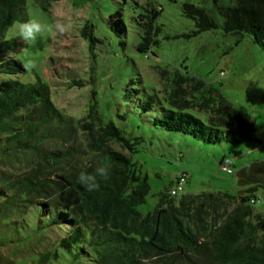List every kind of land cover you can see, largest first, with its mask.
<instances>
[{
	"label": "trees",
	"instance_id": "16d2710c",
	"mask_svg": "<svg viewBox=\"0 0 264 264\" xmlns=\"http://www.w3.org/2000/svg\"><path fill=\"white\" fill-rule=\"evenodd\" d=\"M211 1L210 9L182 4L193 33L219 26L225 34L249 35L264 51V0ZM24 2L0 0V264H264V215L254 218V202H249L264 187L248 183L239 190L254 189L178 196L163 191L151 211L137 210L149 189L146 174L131 159L142 136L106 118L93 87L84 114L74 117L53 102L39 74L33 81L21 80L26 70L11 54L16 42L8 41L5 31L15 19H25ZM156 13L149 19L137 14L138 53L147 54L157 42L158 28L151 20ZM106 21L121 49V10ZM80 35L88 41L89 72L75 74L68 85L84 87L94 82L101 39L89 20ZM158 69L165 87L161 91L148 92L134 68L122 80L115 76L122 82L116 88L110 78V103L117 117L132 115L135 108L138 118H146L145 134L170 139L167 132L178 133L188 144L186 136L191 143L213 145L253 139V121L227 104L217 87L187 71ZM117 72L122 77V69ZM85 145L98 153L90 161L83 159ZM261 161L241 165L235 173ZM97 166L110 168L109 179L98 177L99 188L86 191L78 174L93 173Z\"/></svg>",
	"mask_w": 264,
	"mask_h": 264
},
{
	"label": "rangeland",
	"instance_id": "374dc122",
	"mask_svg": "<svg viewBox=\"0 0 264 264\" xmlns=\"http://www.w3.org/2000/svg\"><path fill=\"white\" fill-rule=\"evenodd\" d=\"M24 1V20L29 15L45 24L59 20L71 24V29L56 36L45 32L34 43L27 45L9 30L13 23L6 29L5 38L16 42L10 52L26 70L21 80L30 82L35 79L36 73L39 74L49 86L53 102L74 117L84 114L89 102V90L93 87L97 90L100 112L132 134L142 136L138 151L131 155V159L139 165L140 173L146 174L149 185L144 202L136 207L141 214L153 209L158 193L167 191L175 175L181 172L186 174L187 179L183 193L226 187L235 191L241 189L236 185V168L254 160H264V51L251 41L249 35L225 34L219 26L193 33V21L182 13V4L190 2L210 9L211 0ZM115 9L121 10L125 26L124 46L121 49L106 21ZM155 9L157 13L151 20L158 28L155 36L157 42L149 45L147 54L138 53L134 49L141 36V21L137 19V14H145L149 19ZM216 19L219 23V17ZM18 20L24 21H14ZM86 20L94 24V33L101 39L96 44L97 56L94 58L96 62H93L95 78L93 83L88 82L84 87L71 86L68 83L72 76L86 75L87 70L89 72L88 41L80 35ZM160 67L187 71L217 87L227 104L235 106L248 120L253 121V139L237 143L220 141L213 145L202 141L191 143L190 137L186 136L188 144L181 140L182 136L178 133H165L170 139L156 133L150 135L147 130L145 134L142 125L146 118H138L140 111L135 108L132 115L128 113L123 119L117 117L110 103V78L111 85L116 88L122 83L119 79L131 74L130 69L134 68L148 92L161 91L165 87H162L164 83L159 82L157 72ZM120 68L122 77L117 72ZM253 69L259 71L253 74ZM193 113L205 119L200 113ZM64 145L70 146V143ZM221 155L233 160L232 173H226L218 166ZM255 197L257 200L251 204L254 218L258 214L264 215V192L256 191Z\"/></svg>",
	"mask_w": 264,
	"mask_h": 264
},
{
	"label": "clouds",
	"instance_id": "9594fccd",
	"mask_svg": "<svg viewBox=\"0 0 264 264\" xmlns=\"http://www.w3.org/2000/svg\"><path fill=\"white\" fill-rule=\"evenodd\" d=\"M71 29V24L64 23L57 20L52 24L42 23L39 19L29 15V18L24 21H14L10 31L15 32L18 38L25 44L34 43L38 37L47 32L50 36H56L57 34L63 35ZM259 71V69H253V74ZM85 156L83 159L92 160L98 153L85 145ZM110 168L108 166H97L93 173L87 171H81L78 174L77 180L86 191H94L99 188L98 177L104 180L109 179ZM168 191V190H167ZM168 193V192H167Z\"/></svg>",
	"mask_w": 264,
	"mask_h": 264
},
{
	"label": "water",
	"instance_id": "95a60500",
	"mask_svg": "<svg viewBox=\"0 0 264 264\" xmlns=\"http://www.w3.org/2000/svg\"><path fill=\"white\" fill-rule=\"evenodd\" d=\"M235 177L236 185L238 186L252 183L254 187H264V162L261 161L242 167L235 173ZM254 187H250L246 190H239L238 192L249 191L254 189Z\"/></svg>",
	"mask_w": 264,
	"mask_h": 264
},
{
	"label": "built area",
	"instance_id": "2783aa9c",
	"mask_svg": "<svg viewBox=\"0 0 264 264\" xmlns=\"http://www.w3.org/2000/svg\"><path fill=\"white\" fill-rule=\"evenodd\" d=\"M219 167L222 171L226 173H232V165H231V160L228 157H223L221 161L219 162ZM184 173H179L175 176L173 184L169 187L168 189V194L170 196H178L181 193H183V186L186 182ZM249 202L253 203L255 201L249 200Z\"/></svg>",
	"mask_w": 264,
	"mask_h": 264
},
{
	"label": "crops",
	"instance_id": "0c3cea01",
	"mask_svg": "<svg viewBox=\"0 0 264 264\" xmlns=\"http://www.w3.org/2000/svg\"><path fill=\"white\" fill-rule=\"evenodd\" d=\"M222 156H224V155H221V157H222ZM221 157H220V159H221ZM220 159H219V161H218L217 164H219ZM231 160H232V159H231ZM231 162H232V169L234 170V168H233V166H234V165H233V164H234V163H233V160H232ZM218 166H219V165H218ZM175 176H176V175H175ZM174 178H175V177H174ZM186 180H187V179H186ZM185 183H186V182H185ZM226 188H227V189H225V188H224V189H222V188H221V189H200V190L197 189L196 192L203 191V190H205V191H211V190H212V191H215V190H220V191H227V192H232V193H233V192H236V190H237V189H236L235 191H233V188H232V189H231L230 187H226ZM238 190H239V189H238ZM238 190H237V191H238ZM196 192H194V193H196ZM192 194H193V193H192ZM252 210H253V209H252ZM253 211H254V210H253ZM255 212H256V211H255Z\"/></svg>",
	"mask_w": 264,
	"mask_h": 264
}]
</instances>
